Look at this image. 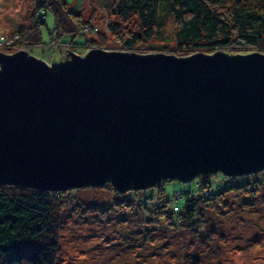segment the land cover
Wrapping results in <instances>:
<instances>
[{
  "label": "water",
  "instance_id": "1",
  "mask_svg": "<svg viewBox=\"0 0 264 264\" xmlns=\"http://www.w3.org/2000/svg\"><path fill=\"white\" fill-rule=\"evenodd\" d=\"M264 168V55L0 53V184L145 189Z\"/></svg>",
  "mask_w": 264,
  "mask_h": 264
},
{
  "label": "rangeland",
  "instance_id": "2",
  "mask_svg": "<svg viewBox=\"0 0 264 264\" xmlns=\"http://www.w3.org/2000/svg\"><path fill=\"white\" fill-rule=\"evenodd\" d=\"M55 3L64 19L69 16L59 19L60 24L50 11V0H0V35L11 39L0 53H16L17 32L38 30L43 13L40 43L27 52L49 65L91 50L167 53L165 42L155 36L131 50L124 47L130 31L139 27L135 16L122 21L114 13L117 0ZM64 21L72 33L59 32ZM230 50L222 51H260L245 46ZM197 177L169 178L122 192L110 182L64 189L55 264H264V168L236 176L217 171ZM180 193L183 198L175 204ZM188 193L200 194L197 226L174 214Z\"/></svg>",
  "mask_w": 264,
  "mask_h": 264
},
{
  "label": "trees",
  "instance_id": "3",
  "mask_svg": "<svg viewBox=\"0 0 264 264\" xmlns=\"http://www.w3.org/2000/svg\"><path fill=\"white\" fill-rule=\"evenodd\" d=\"M51 3L53 6L50 11L58 24L63 17L55 0H50ZM43 5L44 3H37L40 9ZM41 10L46 12L45 9ZM44 13L38 22V30L29 31L27 28L17 32L20 40L16 44V53L23 51L28 55L27 50L40 43L39 28ZM114 13L122 21H127L132 15L138 21L139 28L130 31V36L123 42L127 50L154 36L162 39L165 42L163 47L167 48V53L129 51L124 52L125 54H163L187 58L198 53L213 55L221 50L225 55L234 57L242 54H226L223 51H235L238 46L264 51V0H117ZM66 17L63 19L67 20L69 16ZM63 25L65 27L58 28L60 33H72L67 29L69 26L65 21ZM260 51L256 53L260 54ZM67 62L68 60H61L51 66L61 67ZM212 173L196 177L200 179ZM107 182L113 185L110 180L104 183ZM131 189L135 188L132 186ZM63 191L64 189H42L18 183L0 184V264H55ZM199 195L188 193L182 207L174 205L177 208L174 212L177 219L197 226V219L202 215L197 204ZM181 198L183 196L180 193L176 196L175 204Z\"/></svg>",
  "mask_w": 264,
  "mask_h": 264
},
{
  "label": "built area",
  "instance_id": "4",
  "mask_svg": "<svg viewBox=\"0 0 264 264\" xmlns=\"http://www.w3.org/2000/svg\"><path fill=\"white\" fill-rule=\"evenodd\" d=\"M9 40H11V39H9ZM9 40H7L5 36L0 35V49H2L3 46H5L6 41H8L10 43L11 41H9Z\"/></svg>",
  "mask_w": 264,
  "mask_h": 264
}]
</instances>
